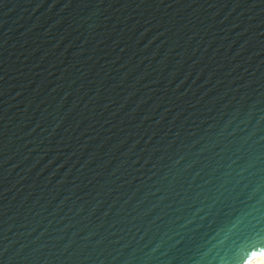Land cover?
Here are the masks:
<instances>
[{
	"label": "water",
	"instance_id": "1",
	"mask_svg": "<svg viewBox=\"0 0 264 264\" xmlns=\"http://www.w3.org/2000/svg\"><path fill=\"white\" fill-rule=\"evenodd\" d=\"M262 252L264 0H0V264Z\"/></svg>",
	"mask_w": 264,
	"mask_h": 264
},
{
	"label": "bare ground",
	"instance_id": "2",
	"mask_svg": "<svg viewBox=\"0 0 264 264\" xmlns=\"http://www.w3.org/2000/svg\"><path fill=\"white\" fill-rule=\"evenodd\" d=\"M246 264H264V252L249 260Z\"/></svg>",
	"mask_w": 264,
	"mask_h": 264
}]
</instances>
